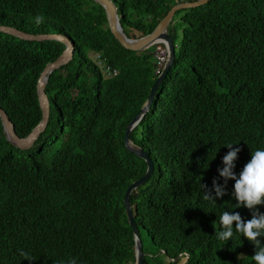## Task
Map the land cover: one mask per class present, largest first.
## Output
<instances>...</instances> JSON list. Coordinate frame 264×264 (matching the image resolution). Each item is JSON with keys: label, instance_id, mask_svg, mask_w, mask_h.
<instances>
[{"label": "trees", "instance_id": "16d2710c", "mask_svg": "<svg viewBox=\"0 0 264 264\" xmlns=\"http://www.w3.org/2000/svg\"><path fill=\"white\" fill-rule=\"evenodd\" d=\"M111 1L130 40L150 36L185 3ZM0 27L62 36L74 46L72 59L49 78L50 120L31 148L10 144L0 119V264H136L124 200L148 167L127 150L125 136L157 82L155 48L126 51L91 0H0ZM168 33L175 63L131 134L155 168L131 197L145 264L187 257V264H255L254 244L235 229L227 241L215 236L224 211L252 218L246 207L235 208V181L215 202L204 199L203 185H224L217 169L225 145L241 149L237 176L251 151L264 149V0H212L177 13ZM64 50L0 33V108L19 138L41 122L39 78ZM255 210L264 213V204Z\"/></svg>", "mask_w": 264, "mask_h": 264}, {"label": "water", "instance_id": "95a60500", "mask_svg": "<svg viewBox=\"0 0 264 264\" xmlns=\"http://www.w3.org/2000/svg\"><path fill=\"white\" fill-rule=\"evenodd\" d=\"M91 1H93L100 7H103L108 17L109 28L111 30L112 35L114 36L115 39H117L119 44L126 51L135 52V53H144L145 51L150 50L156 45L164 44L169 52L168 63L161 72V74L158 76L157 82L155 83V86L152 90L150 99L142 108L141 112L128 124L126 129V136H125V144L127 150L136 154L141 159H143L147 163V167H148L145 176L140 181L134 183L128 189L124 200V205L126 208V213L129 219V223L133 227V232H134L136 264H144L145 255L143 250V243L140 237L139 230L135 223V218H134L135 216L132 209L131 197L136 191L144 187L150 181L151 177L154 174L155 168H154L153 160L150 158L149 154L141 147L137 146L131 141V134L133 130L144 120L147 113L151 109L152 104L154 103L156 97V92L160 88L170 68H172V66L175 63L176 47H175V43L173 42V40L171 39L168 33V29L171 23L173 22L176 14L179 13L180 11L192 10L202 6H206L212 0H199L194 3H182L175 6L150 36H147L139 40H130L124 34L120 22L119 9L117 6L114 5V3L111 0H91ZM0 33L11 36L15 39L24 42H32V43L57 42L65 47V50L62 53V55H60L54 62L48 64L39 78L37 91L39 96L40 107L42 110V120L33 129V131L30 134H28L24 138H19L16 135L13 123L10 121L5 111L2 108H0V119L2 122L6 139L13 146L25 150L31 148L35 144V142L39 139L40 135L43 132H45L48 126L50 120L51 107H50V99L47 95L46 89L49 82V78L55 70H58L62 66L66 65L72 59L74 54V46L72 42H70L67 38L62 36H56V35L35 36L8 27H0ZM177 261L178 259L172 262H177ZM187 262L188 259L185 260L184 264H186Z\"/></svg>", "mask_w": 264, "mask_h": 264}, {"label": "clouds", "instance_id": "9594fccd", "mask_svg": "<svg viewBox=\"0 0 264 264\" xmlns=\"http://www.w3.org/2000/svg\"><path fill=\"white\" fill-rule=\"evenodd\" d=\"M35 22L37 24L42 23L43 17L38 15L35 18ZM157 46L158 45L153 47L155 48V52ZM99 61L101 60L99 59ZM102 63L103 66H105L104 62ZM161 72L157 71L156 63V73L160 75ZM233 145L234 144L225 145L229 151L222 159L224 167L222 169H217L219 176L224 179V185H220L215 179L213 180V188L211 190L207 189L206 185H203V189H205L204 199H211L215 202L216 198L223 197L226 194L225 189L227 181H235L234 192L232 193L233 197L237 201L235 208L246 207L252 212V218L245 222L238 212L235 214H230L228 211H224L218 217L223 230H216L215 236L219 240L227 241L232 238L233 229H235V231L240 233L241 236L245 237L254 244L256 251L251 258L255 264H264V244H262L260 239H258L259 237H264V213H260L259 211L255 210L257 205L264 204V149H256L255 151H251V160L244 165L242 171L237 176V174L234 172V161L237 159V155L241 149L239 147L233 148ZM213 190L215 192V196L212 195ZM233 222H235V228H233ZM21 255L27 260L31 261L28 259L27 253L21 252ZM144 255L146 259L147 254H145V252ZM186 259H188V257ZM67 264H77V261L75 258H72L67 261Z\"/></svg>", "mask_w": 264, "mask_h": 264}, {"label": "built area", "instance_id": "2783aa9c", "mask_svg": "<svg viewBox=\"0 0 264 264\" xmlns=\"http://www.w3.org/2000/svg\"><path fill=\"white\" fill-rule=\"evenodd\" d=\"M155 58H156V63H157V71L161 72L162 69L166 66L168 62V58H169L168 49L163 44H160L157 46V49L155 52ZM100 65H103L101 61H100Z\"/></svg>", "mask_w": 264, "mask_h": 264}, {"label": "rangeland", "instance_id": "374dc122", "mask_svg": "<svg viewBox=\"0 0 264 264\" xmlns=\"http://www.w3.org/2000/svg\"><path fill=\"white\" fill-rule=\"evenodd\" d=\"M191 0H183V2H185V3H189ZM181 37V33H179V38ZM180 44V39H179V43H178V45ZM152 49V48H151ZM94 60H95V62H97L99 65H100V61H99V59H98V57H95L94 58ZM146 246H148V244H146ZM154 255V254H153ZM156 258H157V260H159V258H161L162 259V257L160 256V254H159V252H158V254L155 256ZM160 259V260H161ZM184 259H182L181 261H180V263L179 264H183L184 263Z\"/></svg>", "mask_w": 264, "mask_h": 264}]
</instances>
